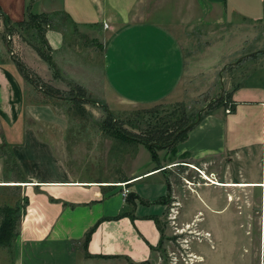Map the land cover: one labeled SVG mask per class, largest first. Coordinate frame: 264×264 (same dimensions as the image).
I'll return each instance as SVG.
<instances>
[{"label":"crops","instance_id":"1","mask_svg":"<svg viewBox=\"0 0 264 264\" xmlns=\"http://www.w3.org/2000/svg\"><path fill=\"white\" fill-rule=\"evenodd\" d=\"M151 1L0 0V13L13 24L20 23L26 12L46 17L40 44L44 51L49 49L48 62L27 45L19 48V60L50 87L56 89L60 81L79 86L93 102L106 106L148 107L177 95L182 102L177 91L200 71L186 64L169 29L147 21ZM199 1L208 13L219 10L224 23L257 22L264 17V0ZM61 18L80 34H104L97 62L93 49L81 52L67 45L68 29ZM211 62L208 66L214 67L215 60ZM260 64L241 70L233 87L231 77L219 88L213 86L207 102L218 89L226 95L191 123L186 137L173 146V156L166 150L164 165L156 169L147 163L146 174L120 187L84 176L73 167L75 161L67 150L53 142L52 134L34 127L56 120L50 105L41 103L45 92L25 81L11 58L0 59V187L19 190L14 201L22 204L16 236L9 247L0 246V264H151L161 239L164 199L167 195L178 199L167 180L178 166L202 171L203 179L197 175L195 184L210 182L207 187L257 185L247 188H259L258 202L264 204V187H259L264 184V63ZM3 149L17 171L10 170ZM240 164L258 166L259 175L246 180L233 176V166ZM210 175L219 182L208 179ZM122 189L127 190L125 197ZM198 197L208 205L230 200Z\"/></svg>","mask_w":264,"mask_h":264},{"label":"rangeland","instance_id":"2","mask_svg":"<svg viewBox=\"0 0 264 264\" xmlns=\"http://www.w3.org/2000/svg\"><path fill=\"white\" fill-rule=\"evenodd\" d=\"M200 3L199 0H153L147 5V21L161 23L169 29L181 47L186 64L200 71L195 79L183 82L182 90L177 91L184 98L182 102L177 95L167 103L148 107L106 106L93 102L86 94L80 96L72 84L62 81L56 83V89L52 87L56 90L54 94L45 92L32 85L34 77H30L28 83L45 92L41 103H48L56 116L53 124L39 123L34 127L44 135L52 134L53 142L67 150L75 161L73 167L84 176L109 180L123 187L126 182L146 174L147 163L154 168L164 165L163 153L168 158L169 147L163 148L165 152L152 148L157 156L158 167H155L147 150L151 144L144 141L148 134L173 128L183 116L186 123H193L207 108L222 102L226 95L218 89L207 102L208 91H212L213 86L219 88L231 77L233 87L239 81L241 70L264 63V17L257 22L235 19L231 24L224 23L219 10L208 13ZM22 21L10 23L0 13V59L19 60L22 45L34 44L42 49L40 40L44 24L36 25L25 17ZM60 21L68 29L67 45L81 52L93 49L97 62L104 34L96 36L93 31L89 37L71 29L74 27L66 19ZM7 35L13 37L12 43ZM250 58L253 60L246 64L245 60ZM213 60L215 66H208ZM199 87L203 90L198 91ZM153 146L156 147L154 143ZM193 171L178 166L168 173L167 180L172 186L169 191L178 199L170 200L169 195L164 199L165 214L159 220L161 239L151 264H261L262 257L264 260V204L258 202L259 188L207 187L210 182L206 181L195 184L199 182L198 176L203 179V174ZM232 171L233 176L243 180L259 175L258 166L251 164L233 166ZM15 175L12 172L11 176ZM210 176L208 179L218 181ZM18 191L0 187V210L10 212L14 231L22 213L21 202L14 201ZM169 193L173 197L172 192ZM200 194L210 200L220 197L230 200L225 205H208L199 202ZM225 207L228 209L223 211Z\"/></svg>","mask_w":264,"mask_h":264},{"label":"trees","instance_id":"3","mask_svg":"<svg viewBox=\"0 0 264 264\" xmlns=\"http://www.w3.org/2000/svg\"><path fill=\"white\" fill-rule=\"evenodd\" d=\"M25 19L31 23L35 22L36 25L37 24L42 25L46 23V17L43 15H39V16L31 15L26 12ZM22 22L23 21H21L20 23ZM37 28L39 29V27ZM30 47L43 62L45 63L48 62V56H47V53L49 51L48 48H45V52H44L41 51L39 47H37L34 44H31ZM13 62L15 64L17 71L21 74V76L25 79V81L28 82L30 80V77L32 78L34 77L33 81H31L32 85H34L35 87H40V89H43L45 92L51 94H54L56 92V90L50 87L49 85L40 82L39 78H37L30 70L26 69L22 65V63L19 62L18 59L14 58ZM73 90H75L77 94H79L80 96L85 94V92L79 86L73 85ZM184 119L186 120V118L183 116L182 119L180 120L181 122L179 121L174 123L173 128L168 129V127H166L164 129L152 131L151 133L148 134V137L144 140L145 142H147V145L151 144L147 146V150L150 153V160L152 163L155 164V167L158 166H157V156L154 150H160V149L162 150L163 148L169 147L170 156H173L174 154L173 146L176 143L182 141L186 137L187 132L191 128V123L190 124L186 123ZM153 143L154 145H156V147L153 146ZM152 148H154V150ZM3 157H5L9 161L8 163L10 164V170L17 171L15 164L11 160L9 152L3 153ZM156 169H159V167ZM14 227L15 224L10 216V212H8L7 209L0 210V246L2 247L10 246L11 241L9 242L7 238L9 233H10L9 235L10 239H13L14 236H16L17 232L16 229L14 231ZM12 231L13 233L11 234ZM2 237H4V240H1Z\"/></svg>","mask_w":264,"mask_h":264},{"label":"bare ground","instance_id":"4","mask_svg":"<svg viewBox=\"0 0 264 264\" xmlns=\"http://www.w3.org/2000/svg\"><path fill=\"white\" fill-rule=\"evenodd\" d=\"M206 178V177H205ZM1 185H6V184H1ZM9 185H13V184H9ZM215 185H217V186H229V187H234V186H236V187H254V186H257V185H220V184H218V183H215ZM264 187V184H262V185H259V187Z\"/></svg>","mask_w":264,"mask_h":264},{"label":"built area","instance_id":"5","mask_svg":"<svg viewBox=\"0 0 264 264\" xmlns=\"http://www.w3.org/2000/svg\"><path fill=\"white\" fill-rule=\"evenodd\" d=\"M6 38H7V40L11 41V43L13 42V37H12V36L7 35ZM228 111H229L228 108H226V109L224 110L225 113H228ZM126 194H127V190H126V189H122V190H121V195H122L123 197H125Z\"/></svg>","mask_w":264,"mask_h":264}]
</instances>
